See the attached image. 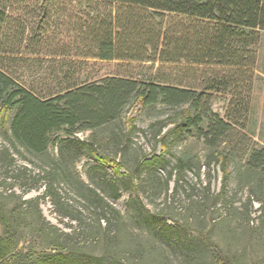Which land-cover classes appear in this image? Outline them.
I'll return each instance as SVG.
<instances>
[{
  "label": "trees",
  "instance_id": "trees-1",
  "mask_svg": "<svg viewBox=\"0 0 264 264\" xmlns=\"http://www.w3.org/2000/svg\"><path fill=\"white\" fill-rule=\"evenodd\" d=\"M10 1L0 0V132L8 143L0 148L2 182L28 179L27 174L20 175L19 169L13 168L14 154L43 155L49 144L57 143V158L49 170H44L45 176L37 174L46 188L43 196L51 199L62 216L75 220L78 230L94 231L93 225L83 221L81 211L62 200L55 191L53 184L58 175L68 179V165L82 153H89L97 159L100 168L111 163L113 176L104 182L112 197L118 198L120 190L135 189L134 176L142 169L170 165L166 158L170 134L183 133L201 139L206 148L205 165L209 168L211 163L218 164L221 170L220 191L208 193L204 200L211 199L214 205L224 201V206L230 207L226 188L234 172L236 179L248 186L247 216L254 199L259 201L264 213V147L255 146L248 133L211 108L219 91L233 88L232 83L256 65V46L264 34V0H37L33 10H26L27 16L38 17L46 25H51L52 20L57 29L68 27L73 33L70 38L75 44L73 47L61 41L52 42V32L48 30L14 25L16 17ZM52 44L65 49L55 50L49 47ZM87 58L178 63L184 64L186 70L195 69L194 73L198 72L196 67H202L205 73L198 72L185 84L168 82L160 76V71L144 80L121 75L82 80L80 74ZM5 60L45 62L42 70L47 73L38 75L44 87L42 95L29 90L5 71L2 66ZM133 102L141 107L156 104L182 107L169 120L156 122L154 138L161 145L160 152L143 158L134 169L122 171L126 168L122 160L98 152L96 132L120 120ZM134 121L135 117L127 116V131L119 130L116 137L123 139L139 129ZM169 123L172 127L162 133ZM80 130L91 133L87 139H81L74 134ZM60 131L64 134H57ZM53 135L56 136L51 139ZM173 159L166 185L174 176L175 190H178L183 187L184 173L192 168L194 159L184 152L173 155ZM25 170L26 166H22L21 172ZM74 187L95 211L99 229L108 230L118 220L119 211L99 191L82 180ZM187 187L193 188L189 184ZM23 202L40 215L37 203ZM133 209L136 216L147 219V209L141 203L134 202ZM0 220L5 226L0 236V264H8L13 251V230L3 212ZM147 226L157 229L173 247L187 246L188 252H193L192 243L182 240L177 226L166 221L160 225L148 221ZM50 227L58 231L55 246L49 253L39 254L30 264H122L120 260L104 256L85 257L80 251L82 246L64 238L68 232ZM215 255V264H233L227 257Z\"/></svg>",
  "mask_w": 264,
  "mask_h": 264
},
{
  "label": "rangeland",
  "instance_id": "rangeland-1",
  "mask_svg": "<svg viewBox=\"0 0 264 264\" xmlns=\"http://www.w3.org/2000/svg\"><path fill=\"white\" fill-rule=\"evenodd\" d=\"M37 0L10 1L14 16V25H26L32 29H43L52 32V42L61 41L73 47V33L68 27L44 24L38 17L27 16L26 10H33ZM5 38L2 37V41ZM11 41H14L11 38ZM60 42V44H61ZM52 46L55 50L64 47ZM44 48H48L47 46ZM257 61L255 67L243 73L238 81L232 83L233 88L219 91L212 102L211 108L226 121L248 133L254 140L255 146L264 147V34L258 41ZM80 78L92 79L106 75H121L144 80L154 77L160 71V76L168 82L185 84L191 78L203 71L202 67L186 70L178 63L131 62L121 60H98L87 58ZM3 69L36 94L43 92V83L39 74H45L42 68L45 62L18 61L2 62ZM194 68V67H193ZM182 106L172 107L164 104L141 107L137 102L131 103L120 120L103 126L96 132L99 153L108 154L115 160H122L126 168L134 169L143 158L159 153L161 145L155 142L154 133L157 121H167L171 114L178 112ZM135 117L137 129L127 134L123 139L116 137L119 130L127 131L125 119ZM172 127L169 123L162 133ZM89 130H80L74 134L87 139ZM57 134H64L62 131ZM170 151L166 158L173 163V155L186 153L194 159V165L186 169L182 183L183 189L175 190L174 176L168 179L171 165H159L142 169L134 176L136 187L131 191H121L118 198L112 197V192L104 180L113 176L111 163L99 167L97 159L82 153L68 165V179L59 176L53 184L61 199L81 211L84 222L93 225L94 231L78 230V223L62 216L51 199L43 196L46 188L43 179L44 170H49L54 158H57V143H51L43 155L24 152L22 157L14 154L13 168H18L20 175L27 174V181L19 179L10 183L0 179V212H3L12 226L13 251L8 264H30L39 254L49 253L55 246V231L50 226L68 232L64 238L69 243L82 246L81 253L93 259L104 256L107 259L120 260L122 264H215V253L227 257L233 264H264V213L260 203L252 201V209L248 212V186L239 182L234 172L230 174L226 191L230 207L224 206V201L213 204L211 199L204 200L208 193L216 194L222 186V174L218 164L205 165L206 148L202 140L195 135L171 133ZM53 135L51 139H54ZM119 141H122L121 143ZM8 146L0 132V148ZM243 163V161H242ZM241 164V163H237ZM26 166L25 173L21 172ZM138 170V169H137ZM16 172V171H14ZM17 174V173H16ZM30 174V177L29 175ZM33 177V178H32ZM32 178V179H31ZM82 180L95 188L104 199L119 211L118 220L107 230L99 229L96 224V214L78 195L73 183ZM209 188L207 189V183ZM192 186L191 190L187 185ZM19 196H22L20 198ZM133 198L134 201H131ZM37 203L40 215L34 208H27L23 202ZM134 202L141 203L147 212V219H142L134 213ZM156 225L166 221L180 228L184 242L192 243V251L187 246L173 247L166 242L165 237L157 229L149 228L147 222ZM104 224H102L103 226ZM5 226L0 220V236L4 234ZM62 239V238H59ZM59 241V240H58Z\"/></svg>",
  "mask_w": 264,
  "mask_h": 264
}]
</instances>
